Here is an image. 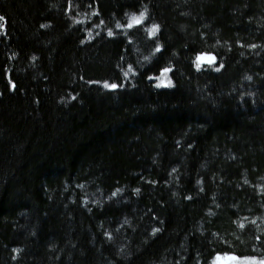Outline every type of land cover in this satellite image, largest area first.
<instances>
[{"label": "trees", "instance_id": "1", "mask_svg": "<svg viewBox=\"0 0 264 264\" xmlns=\"http://www.w3.org/2000/svg\"><path fill=\"white\" fill-rule=\"evenodd\" d=\"M0 17V264L264 261V0Z\"/></svg>", "mask_w": 264, "mask_h": 264}, {"label": "rangeland", "instance_id": "2", "mask_svg": "<svg viewBox=\"0 0 264 264\" xmlns=\"http://www.w3.org/2000/svg\"><path fill=\"white\" fill-rule=\"evenodd\" d=\"M213 264H264V261L257 262L251 258L234 259L231 257H217Z\"/></svg>", "mask_w": 264, "mask_h": 264}, {"label": "snow or ice", "instance_id": "3", "mask_svg": "<svg viewBox=\"0 0 264 264\" xmlns=\"http://www.w3.org/2000/svg\"><path fill=\"white\" fill-rule=\"evenodd\" d=\"M0 19H2V17H0ZM155 31V30H154ZM105 87H108V85H105ZM111 87L115 88L116 85H112Z\"/></svg>", "mask_w": 264, "mask_h": 264}]
</instances>
